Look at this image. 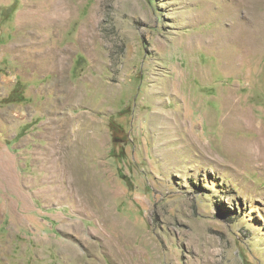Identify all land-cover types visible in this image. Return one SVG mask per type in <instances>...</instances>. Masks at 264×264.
Masks as SVG:
<instances>
[{"label":"rangeland","instance_id":"374dc122","mask_svg":"<svg viewBox=\"0 0 264 264\" xmlns=\"http://www.w3.org/2000/svg\"><path fill=\"white\" fill-rule=\"evenodd\" d=\"M234 1L0 0V264H264V0L243 39Z\"/></svg>","mask_w":264,"mask_h":264},{"label":"bare ground","instance_id":"6f19581e","mask_svg":"<svg viewBox=\"0 0 264 264\" xmlns=\"http://www.w3.org/2000/svg\"><path fill=\"white\" fill-rule=\"evenodd\" d=\"M257 0H235L234 1V5L236 6L235 9L232 10L231 12V18L235 21V25L233 26V29H231L229 32L232 34V37L235 39H243L244 35L248 34V27L250 26V23L252 24V22H256L257 18L255 15H252V13H254L253 11H251V5L253 2H256ZM264 5V4H263ZM262 6V5H261ZM258 11V10H257ZM261 17V16H260ZM264 19V18H263ZM233 21V22H234ZM262 21V20H260ZM261 23V22H260ZM263 25V24H262ZM258 26V25H256ZM261 26V25H260ZM258 26V27H260ZM231 27V26H230ZM251 28V26H250ZM258 29V28H257ZM256 29V30H257ZM261 29V28H259ZM258 29V30H259ZM236 33H239V35L235 36ZM243 35V36H242ZM246 40V38H244ZM237 43H239L237 40H235ZM225 42V41H224ZM245 43V42H243ZM244 45V44H242ZM247 45V42H246ZM245 46V45H244ZM247 52V48L245 46V53ZM242 123V121H241ZM177 133V131L175 130L174 135ZM177 135V134H176ZM175 135V136H176ZM177 142L175 140V137H171L170 141L168 143H175ZM261 145V144H260ZM254 147V146H253ZM252 151V150H251ZM258 151V150H257ZM255 151L253 150V152H249L254 159V162H264V150L262 148H260V151ZM246 152V151H245ZM248 152H246L247 154ZM262 164V163H261Z\"/></svg>","mask_w":264,"mask_h":264}]
</instances>
